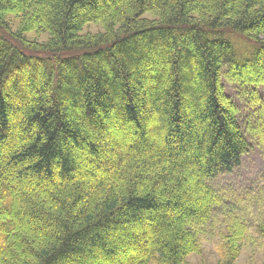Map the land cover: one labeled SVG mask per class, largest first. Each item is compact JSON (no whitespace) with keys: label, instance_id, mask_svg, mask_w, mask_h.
<instances>
[{"label":"trees","instance_id":"trees-1","mask_svg":"<svg viewBox=\"0 0 264 264\" xmlns=\"http://www.w3.org/2000/svg\"><path fill=\"white\" fill-rule=\"evenodd\" d=\"M224 76L264 149V0H0V264H187L206 226L234 264L264 240V180L209 183L251 149Z\"/></svg>","mask_w":264,"mask_h":264},{"label":"rangeland","instance_id":"rangeland-1","mask_svg":"<svg viewBox=\"0 0 264 264\" xmlns=\"http://www.w3.org/2000/svg\"><path fill=\"white\" fill-rule=\"evenodd\" d=\"M100 31H103V28L99 24H90L84 29V32L89 33ZM29 37L38 38L41 41L46 39L45 36L37 37L33 33L29 34ZM231 38L236 45L242 42L239 37L232 36ZM223 84L226 93L238 108L240 124L251 145L250 151L243 157L242 164L238 169L232 174L222 175L209 182L230 203L234 198L245 197L246 194L253 192L264 183V149L258 145V139L248 130L253 124L255 113L260 108L259 104L256 105L255 101L251 102L253 97L245 94L239 85L231 83L225 76ZM257 93L264 105V85L257 89ZM262 116L264 117V113ZM240 207H242L241 210L248 211V205ZM204 229L201 240L202 251L190 255L187 258V264H221L223 261L220 233L215 228L210 229L209 226ZM250 233L252 237L243 246L234 264H264V240L255 235L253 229Z\"/></svg>","mask_w":264,"mask_h":264}]
</instances>
